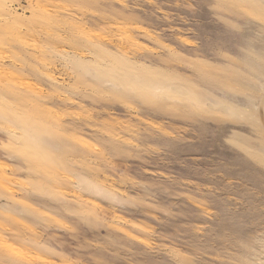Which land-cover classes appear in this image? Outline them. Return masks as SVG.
<instances>
[{
    "label": "rangeland",
    "instance_id": "obj_1",
    "mask_svg": "<svg viewBox=\"0 0 264 264\" xmlns=\"http://www.w3.org/2000/svg\"><path fill=\"white\" fill-rule=\"evenodd\" d=\"M0 264H264V0H0Z\"/></svg>",
    "mask_w": 264,
    "mask_h": 264
}]
</instances>
